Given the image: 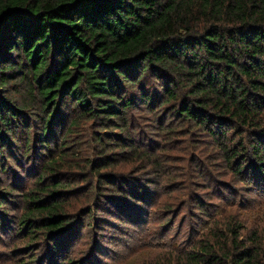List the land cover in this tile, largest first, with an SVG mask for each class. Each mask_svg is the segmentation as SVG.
Listing matches in <instances>:
<instances>
[{"label":"trees","instance_id":"1","mask_svg":"<svg viewBox=\"0 0 264 264\" xmlns=\"http://www.w3.org/2000/svg\"><path fill=\"white\" fill-rule=\"evenodd\" d=\"M189 165L217 193L220 172L264 181V0H0V232L15 223L30 263L45 242L40 264H87L58 259L84 218L141 211ZM220 226L159 264H264V229Z\"/></svg>","mask_w":264,"mask_h":264},{"label":"rangeland","instance_id":"2","mask_svg":"<svg viewBox=\"0 0 264 264\" xmlns=\"http://www.w3.org/2000/svg\"><path fill=\"white\" fill-rule=\"evenodd\" d=\"M155 143L161 144L160 141ZM181 147L171 146L169 154L181 157L178 152ZM205 162L218 164L212 159ZM173 165L176 173L185 168L183 163L174 162ZM191 168L189 165L180 178H176L173 186L168 178L158 180L154 192L151 191L150 202L141 206V211L128 213L112 209L114 218L107 222L109 227L105 228L106 223L98 220V216L92 220L84 218L83 227L78 228L72 237L66 238L65 247L61 245L58 259H79L92 255L87 264H159L168 254L189 250L216 221L222 227L236 216L249 230L264 229V181L249 178L245 183H235L228 171L220 172L222 188L217 193V187L211 185L206 176L200 179L202 184L198 188L190 186L188 177L193 174ZM25 172L20 185L27 191L34 181L36 169ZM206 184H210L209 189L203 188ZM195 195L206 196L205 199L209 200L207 216L200 215L194 209L191 196ZM85 203L81 198L71 200L67 210L80 221L79 216L85 212L79 209L84 208ZM13 205L16 212L13 211L11 215L17 217L21 207L18 203ZM4 232H0V264H40L44 259L42 255L48 247L45 242H32V246L37 249L39 261L30 263L34 252L27 245V240L21 242L24 233L15 235V223L11 225V232Z\"/></svg>","mask_w":264,"mask_h":264}]
</instances>
